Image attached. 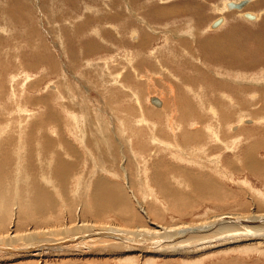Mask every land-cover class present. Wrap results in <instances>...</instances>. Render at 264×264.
<instances>
[{
	"label": "bare ground",
	"instance_id": "obj_1",
	"mask_svg": "<svg viewBox=\"0 0 264 264\" xmlns=\"http://www.w3.org/2000/svg\"><path fill=\"white\" fill-rule=\"evenodd\" d=\"M246 1L248 4L251 0ZM229 4L226 2L218 9L221 16L217 20L220 22L216 26L213 24L217 20L209 24V30L225 25L226 18L222 14L231 9L239 10L235 13L242 20L244 17L257 22L258 14L240 12L247 4L241 9L230 8ZM140 23L144 25V22ZM146 30L150 37L155 34L151 28L152 34ZM133 33L130 40L134 42L133 48L139 50L137 33ZM168 41L165 39L166 44ZM214 43L210 44L215 50ZM140 46L138 55L142 57L146 45ZM92 47L87 45L86 50ZM230 49L229 46L226 50L228 54ZM128 56L124 53L121 60L127 63V69L133 70L129 67ZM114 59L110 57L104 61L106 70ZM151 59L155 60L157 69L164 70L165 63L154 56ZM95 64V70L100 68ZM180 64L184 65L183 61ZM113 66H122L119 58ZM122 72V69L117 70L112 82L98 85L101 88L99 98L107 112L97 104L93 107L94 112H89L85 100L71 102L68 109L64 98L67 89L64 88L62 94L55 84L46 87L50 96L55 99L56 93L57 102H63L59 125L64 130L55 141L46 137L41 145L28 144L21 148L19 142L9 149V146L1 145L4 135L0 136V264H107L109 258L123 264H158L159 260L166 264H208L215 260L212 258L232 259L230 255L235 252L240 254L234 256L235 264L240 258L244 263L252 253L264 261V210L251 208L254 203L264 207V190L252 186V182H257L264 189V137L256 138L251 133L237 136L236 132H228V116H223L211 103L202 102V99H208L185 83L187 88L184 90L192 99L190 105L199 108L203 122L216 119L214 127H209L206 132H183L185 138L179 136L180 127L172 117L173 109L167 106L165 97L159 95L156 96L159 99H152V96L146 99L151 98L150 103L154 106L151 109L161 110L159 112L167 119L164 126L158 121L157 128H149L137 115L143 104L137 90L133 91V83L119 81ZM94 74L97 75V71ZM63 81L65 79L60 83L64 84ZM224 81L226 84L231 80ZM1 85H5L4 81ZM85 90L90 93L88 88ZM247 90L251 89L245 88L248 94L250 91ZM219 95L229 106H234L237 101ZM206 97L210 98L209 95ZM252 97H257V91H253L248 99ZM10 98L13 100L15 93ZM41 101L43 105L48 98L42 97ZM133 104L134 113L130 111ZM144 105L147 106L145 102ZM73 110L77 111L76 115ZM16 112L24 117V121L34 115L26 108L18 107ZM53 114L46 109L41 118L52 116L51 121L56 123L59 116L56 113L55 118ZM103 118L108 120L109 128L119 129L120 135L104 133L108 127L102 124ZM249 118L244 121L238 118L229 129L236 131L240 125L249 127L246 125L253 124L258 116L253 120ZM37 119L29 118L26 123H37ZM20 121L16 130L21 129ZM132 121L131 126L128 123ZM260 122L264 123V119ZM35 123L30 128L25 125L27 136L23 139L26 141L43 131L42 127L37 128L39 131L33 130L34 125H39ZM140 128L149 137L135 136ZM65 129L71 131L73 138L74 132L78 133L75 137L79 147H72ZM157 130L165 136L157 135ZM87 131L92 133L87 136ZM195 136L197 143L192 145L188 140ZM59 141H62V147L52 149ZM207 203L221 204L223 208L227 203L233 210L224 213L219 208L216 212L211 210L212 205L197 222H158L169 211L188 215V210L197 207L200 211L199 208Z\"/></svg>",
	"mask_w": 264,
	"mask_h": 264
},
{
	"label": "rangeland",
	"instance_id": "obj_2",
	"mask_svg": "<svg viewBox=\"0 0 264 264\" xmlns=\"http://www.w3.org/2000/svg\"><path fill=\"white\" fill-rule=\"evenodd\" d=\"M241 1L0 0V136L4 135L1 145L12 149L19 142L22 148L28 144L41 145L46 137H52L55 141L56 137L62 136L63 127H60L59 122L63 113L61 109L63 102H57L56 93L55 99L50 96L51 92L46 90V87L55 84L62 94L63 89L66 88L64 98L68 109L71 108V102L81 103V100H85L89 112H94L93 107H97L96 104L103 110L99 98L101 88L98 85L112 82L116 71L120 69L123 72L119 81L132 82L135 87L133 91L137 90L142 99L143 108L137 115L141 123L149 128H157L158 121H161L164 126L167 119L164 113L159 112L161 110L156 112L151 109L154 107L150 103L151 98L149 101L146 99L151 96L153 99L159 95L165 97L167 106L173 109L172 117L180 127L179 136L185 138L183 132H206L209 127H214L216 119L203 122L199 108L196 105H190L192 99L184 90L187 88L184 86L186 84L197 93L202 92L203 98L208 99H202V102L211 103L210 105L217 107L223 116H228L226 117L227 128L225 127L228 132H236L237 136L241 133H251L256 138L264 137V123L260 122L264 119V0H251L244 9L240 10L243 14L246 12L258 14L257 22L244 17L243 19L247 22L242 20L235 13L239 10L231 9L229 13L222 14L227 22L221 26L222 28L219 26L213 31L208 29L209 24L221 16L218 9L222 8L226 2L229 4ZM140 22H144V25ZM145 27L150 34H152L150 28L155 34L150 37ZM132 31L137 33L139 50L142 49L140 45H146L141 52L142 57L138 55L139 50L133 48L134 42L130 40L134 35ZM165 39H169L168 44ZM224 41L225 45H223ZM210 43L215 44V50ZM87 45H92L94 48L88 51ZM229 46L230 54L226 52ZM124 53L129 54L128 59L131 60L129 67L133 70L127 69V63L122 62L121 57ZM152 56L161 63H165L164 70L157 69L154 59L150 61ZM110 57H115L112 63H109L108 68L112 69L106 70L104 61ZM227 57L234 59H226ZM118 58L122 66L115 68L113 65ZM182 61L184 65L180 64ZM87 62L91 66L86 65ZM95 63L100 68L95 70L93 65ZM93 69L97 71V75L94 74ZM214 74L220 77L216 78ZM226 76L231 81L225 84L224 79H228ZM62 79H65V82L63 81L65 85L60 83ZM3 81L4 86L1 85ZM246 87L251 89L247 90L250 91L248 94L245 92ZM23 88L25 91H22ZM86 88L89 89V94ZM253 91H257V97L248 99ZM13 93L15 98L12 100L10 95ZM219 94L227 95L226 99L230 97L237 101H234V106H229L222 101ZM41 96L48 98L47 102H43L44 106L40 103ZM128 102L130 103V100ZM144 102L149 108L144 105ZM18 107L28 109L29 113L34 112V115L27 119L38 118L37 123L31 121L39 124L34 125L33 130L39 131L37 128L40 127L43 129L31 141L23 138L27 136L25 125L30 128L32 123L27 125V119L24 121V117L17 114ZM133 107L134 104L130 107L132 113L135 110ZM46 109L55 113L53 114L55 118L57 113L59 118L56 123L51 121L52 116H49V119L41 118ZM105 110L103 111L107 112V109ZM226 111H229V114ZM73 114L76 115L77 111L73 110ZM96 115L101 119L98 113ZM249 117L252 120L256 118L253 124L246 125L249 127L244 128L240 125L236 131L229 129L230 124L238 118L244 121L250 119ZM19 121L22 126L21 129L16 130ZM101 122L108 127L104 133L120 135L119 129L109 128L106 118H103ZM133 123L132 121L128 124L132 126ZM241 128V132H238ZM95 129H97L96 125ZM15 130L16 134H14ZM65 130L72 147H79L78 139L75 137L78 133L74 132L73 138L71 131ZM91 133L92 131H87V136ZM156 134L165 136L158 130ZM135 136L149 137L142 128L137 135L135 132ZM196 138V136L189 138L188 141L195 145ZM58 147H62V141L53 145L52 149ZM255 183L252 182V186L264 190L259 183ZM240 201L242 202L241 199ZM212 205H214L213 208H211ZM209 207L216 212H219L221 208L220 212L224 213L232 209L227 203L224 205L225 208L221 207V204L207 203L199 208L200 211H197V207L188 210V215L177 212L173 214L169 211L158 222L162 224L197 222L199 217L207 213ZM254 207L260 212L264 210V207H259L255 203L251 204V208ZM237 254L235 252L230 255L233 258H228L229 260L212 258L215 260H211L208 264H235L234 256L240 255ZM248 255L250 259L241 263L242 258H240L237 263L264 264L262 258L257 259L259 255L256 253ZM106 261H108L107 264H123L112 258ZM161 263L166 264L164 260H159L158 264Z\"/></svg>",
	"mask_w": 264,
	"mask_h": 264
},
{
	"label": "water",
	"instance_id": "obj_3",
	"mask_svg": "<svg viewBox=\"0 0 264 264\" xmlns=\"http://www.w3.org/2000/svg\"><path fill=\"white\" fill-rule=\"evenodd\" d=\"M246 4H247V1H246V0H243V1L239 2L238 4H232V3H230V4H229V7H230V8L241 9V8H243ZM245 17L249 18L250 16H248V14H245ZM219 22H220V20H217L216 22H214L213 25L216 26Z\"/></svg>",
	"mask_w": 264,
	"mask_h": 264
}]
</instances>
